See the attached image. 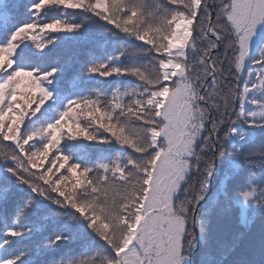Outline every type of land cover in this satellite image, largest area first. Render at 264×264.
<instances>
[{
	"label": "snow or ice",
	"instance_id": "1",
	"mask_svg": "<svg viewBox=\"0 0 264 264\" xmlns=\"http://www.w3.org/2000/svg\"><path fill=\"white\" fill-rule=\"evenodd\" d=\"M20 7L0 0V252L32 241L45 264L82 242L47 264H264V0H36L23 22ZM95 18L132 45L52 56L93 43ZM53 217L67 222L43 236Z\"/></svg>",
	"mask_w": 264,
	"mask_h": 264
},
{
	"label": "trees",
	"instance_id": "2",
	"mask_svg": "<svg viewBox=\"0 0 264 264\" xmlns=\"http://www.w3.org/2000/svg\"><path fill=\"white\" fill-rule=\"evenodd\" d=\"M36 0H20L21 7L19 9L18 13V19L23 22L28 18L30 15L27 12V8L25 5H29L30 3H34ZM59 15V13H57ZM82 17L77 16L76 21L79 23L81 21ZM105 23L102 20H99L98 18L88 20L87 23H85L84 31L89 33L90 40L93 42L91 44L89 43H79L74 44L69 42H59L57 43V49L52 53V56L54 57L57 53L61 57V59L66 60L71 55H79L81 60H84L85 57L83 55L84 52L88 51L89 48H92L95 54L100 55L104 52H112L115 50H119V45L125 44V45H132V42L127 40L123 34L117 35V36H111L105 31ZM55 66V65H51ZM111 79V78H109ZM93 81L95 83V86L97 88H103L104 80L100 77H94ZM90 86V85H89ZM106 147V146H103ZM131 151V150H129ZM52 155H55L53 153ZM52 155L49 156V160L52 159ZM114 158V157H113ZM45 167H47V164H45ZM55 171V169H54ZM21 195L24 198H27V192L23 191L21 192ZM21 204H23V199L19 201ZM41 211L39 212V215L49 214L54 212L55 206L51 204H46L40 206ZM240 209L235 208L232 210L231 215L229 216H222L220 219V225L223 228L225 232H228L235 228L238 217H239ZM29 219H35L33 216H29ZM54 221V223H53ZM67 222V218H56L53 217L52 220H49L47 222L41 221V223H47L48 228L47 230L42 234L43 236H54V228L55 229H61L63 225H65ZM11 220H9L8 224L5 226H11ZM259 225V221H257V227ZM76 227L75 222H72L68 225V230H71ZM37 240H40V237H37ZM32 247L33 251L28 256H26L23 260V264H32L33 258L36 256V250L35 245L32 241H17L15 244H13L10 249L7 252H0V255H16L20 252L24 251L25 247ZM83 244L82 242H72V243H62L61 247L57 251H48L46 255L43 257H40L38 259H41L47 264V261L50 259H57L59 260L62 256L65 260L67 259H79V253L82 251Z\"/></svg>",
	"mask_w": 264,
	"mask_h": 264
},
{
	"label": "rangeland",
	"instance_id": "3",
	"mask_svg": "<svg viewBox=\"0 0 264 264\" xmlns=\"http://www.w3.org/2000/svg\"><path fill=\"white\" fill-rule=\"evenodd\" d=\"M260 51H264V48L257 49V50L253 53V55H254V56H258V55L260 54Z\"/></svg>",
	"mask_w": 264,
	"mask_h": 264
}]
</instances>
